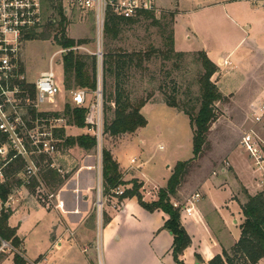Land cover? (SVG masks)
Returning <instances> with one entry per match:
<instances>
[{"label":"rangeland","instance_id":"obj_1","mask_svg":"<svg viewBox=\"0 0 264 264\" xmlns=\"http://www.w3.org/2000/svg\"><path fill=\"white\" fill-rule=\"evenodd\" d=\"M254 1L154 0L157 8L154 16L159 24H154L151 19L140 16L133 19L134 23L123 25L121 33L115 39L105 38L102 30L99 37V51L102 59L103 55L107 54L122 55L126 62L117 77L114 74H103L100 66L97 69L104 90L103 124L110 123L113 118L114 87L117 83L123 87L133 104L145 99L148 100L147 103L174 101L178 109L187 110L195 115L200 99L199 79L203 73L197 51H205L216 58L222 55L227 56L234 48H236L235 54L232 58L230 57L233 64L222 69L218 78H221L222 88L232 98L233 105L229 108V114L233 118L239 117L247 101L258 89L264 87V7H259ZM63 16L65 35L74 41H86L85 44L76 46L80 48L75 52L80 55L95 56L98 47L97 29L93 16L74 10L63 12ZM60 21L61 16L57 11L51 13L47 24L36 31L39 37L22 43L21 70L25 81L33 84L40 73L48 70L52 65L55 80L61 92L52 97V103L44 101L35 108L36 113L46 114V117L42 118L44 122L40 123V127L44 125L46 131H49V127L55 124V119L60 118L63 123L58 124L64 126L62 129L65 136L75 137L87 131L69 125L67 117L63 114L66 104L73 107L70 91L75 89V85L72 79L68 83L69 89L66 88L67 84H64L61 60L68 51L57 45V39L61 33ZM246 23L251 25L249 33L244 27ZM247 34H249L248 37ZM171 37H173V47L170 44ZM175 50L188 53L178 55ZM34 101L35 99L32 102ZM29 104L31 102L27 101V105L22 106L21 113L26 119H29L27 115ZM146 111L144 117L150 123L142 132L144 142L141 144L138 141L139 138H135L134 145L130 146L128 152L140 155L142 150L146 153L150 165L164 167V170L165 165L170 163L169 160L181 162L189 160L192 157V131L188 118L180 116L179 119L171 120L167 116L169 112ZM54 113H57L58 117H54ZM250 122L252 123V120L249 116L243 117L240 123L234 121L237 126H233L228 121L219 122V126H216L217 132L208 136L211 151L209 150L210 152L206 154L207 158L203 164L206 165V169L199 177L208 171L207 167L212 162L210 157L213 148L215 150L224 146L225 149L234 148L244 157L248 156L238 141L245 132L246 124ZM224 123H228V126L225 127ZM257 131L264 134V121L257 125ZM220 133L224 137L219 135ZM118 137L121 135L111 137L103 134L100 146L90 151L78 147L65 148L61 141L55 139L53 140L56 145L55 153L50 156L42 155L49 165L59 170L62 184L59 187L50 186L42 178H39L35 188L17 187L13 183L3 210L12 213L17 209L20 212L12 215L10 224L17 228L24 238L26 264H32L40 254L47 253V256L53 257V252L50 250L51 226L57 216L47 212L64 213V219L68 223L77 225V228L82 226L89 230L97 228L94 230L93 239L88 241L89 248L93 249L96 255L94 262L90 264H104L103 255L100 260L96 246H99V251L102 253L100 230L107 224L103 222V213H106L104 205L108 203L107 200L112 199L104 195L101 199L102 206H100L97 201V188L102 183L100 174L102 149L108 150L111 144L118 142ZM212 145H214L213 148ZM29 148L31 149L30 146ZM29 159L35 164L38 163L39 166L47 163L45 160L39 161L40 154L37 152L31 154ZM3 160L4 155L0 154V165ZM249 162L252 163L251 160ZM86 167H90L91 170L87 172ZM87 173L93 175L90 201L86 199L87 195L85 196L86 192L83 189L87 183ZM13 179L14 177L11 176L8 178L9 182ZM192 179L190 182L194 184L189 185L187 190H192L198 183V177L194 179V182ZM131 186L127 183L120 188L125 190ZM74 211H79L81 214H73ZM21 218H25L22 223ZM182 218L185 220V217L181 216ZM230 229L231 235L237 234L238 228L233 224ZM0 248L5 251L0 252V258L13 252L9 243L4 244L0 241ZM21 257L24 258L22 246Z\"/></svg>","mask_w":264,"mask_h":264},{"label":"crops","instance_id":"obj_2","mask_svg":"<svg viewBox=\"0 0 264 264\" xmlns=\"http://www.w3.org/2000/svg\"><path fill=\"white\" fill-rule=\"evenodd\" d=\"M254 3L259 7H264V0H255ZM244 27L247 33H249L251 25L246 23ZM248 36L249 34H247ZM235 49L227 54V56L222 55L216 58H214L215 56L211 57L205 51H197L204 52L207 58L216 65L217 71L211 80L222 96V100L214 105L217 108L219 117L211 126L208 136L217 132L216 126H219V122L228 121L233 126H237L234 121L240 123L243 117L247 118L249 116L252 123L246 124L244 134L252 130L260 140V145L264 146V134L257 131V125L263 122L264 118L258 123L253 118L254 115L261 113L260 108L264 104V87L258 89V92L256 91L255 95L247 101L245 108L239 113L241 115L233 118L229 114V108L233 105L232 98L222 88L221 78H218L222 69L230 67L233 64L230 57L234 56ZM176 52L188 53L187 51ZM146 110L150 112H169L167 116L171 120L179 119L181 118L180 116L188 118L183 112L176 108L168 107L163 102L146 103L140 110L143 117L145 112H147ZM146 121L147 124L144 128H139L134 133L118 137V142L111 144L108 151L119 166L121 180L127 183L135 180L140 183L142 185L140 189L142 199L144 202L150 203L156 201L158 191L165 188L173 167L179 161L174 159L169 160L170 163L165 165L166 169L164 170V167L150 165L147 161L146 153L142 150L139 153L140 155L128 152L130 146L134 145L133 141L135 138L138 137L139 143L143 144L142 132L150 123L148 119ZM227 124L224 123L225 127L228 126ZM221 136L224 137V135ZM213 147L214 145H212ZM224 147H218L216 150L213 148L210 157L212 162L207 167L208 171L199 177L203 170L206 169V165L203 164L207 158L206 154L211 151V147L209 146L210 151L208 150L197 162L196 166L184 180L182 186L177 190L176 195L171 198V202L185 205L189 197L195 193H199L200 195V199L195 203L192 217H185V220H183L180 216V224L191 239L190 246L184 250L179 258L181 264L182 262L184 264H197L198 262L200 264H209V261L214 256L220 255L222 250L228 251L231 249L240 237V225L244 220L241 207L247 202L249 196H254L264 190V182L261 183L264 178V169L263 171H257L253 160L246 151L248 156L244 157L243 154L236 152V149H225ZM248 157L252 163H248ZM133 158L136 159L134 164L131 163V159ZM226 163L227 166L225 165ZM222 168L224 171H219ZM90 170V167H86L87 172ZM214 170L216 171L215 175H213ZM86 176L87 183L83 189L86 192L85 196L87 195L86 199L90 201V187L93 182V175L87 173ZM197 177L199 178L197 185L192 190H187L189 185L192 186L194 184L190 182L191 178H193L192 181L194 182V179ZM185 192L188 193L185 194ZM110 199L112 200H107L108 203L106 202L107 204L104 205L108 222L100 230L102 253L99 251V246H96L100 260L103 255L104 264H176L171 253L173 237L166 230L162 229L164 222L167 220V216L162 211H146L138 204L135 197L125 199L120 204H118L116 198L111 197ZM15 213L20 212L17 209L13 210L7 224L8 227L16 230V236L21 242L19 250L21 251L22 246L26 261L24 238L19 234L17 228H14L10 224V219ZM47 214L57 216L51 226L52 244L50 245V250L53 252V257L52 255L47 256V253L40 254L32 264L38 259V264H90V262H94L96 255L94 250L89 248L88 241L91 238L93 239L95 235L94 230H97V228L94 227L92 230H89L85 226L77 228V225L68 223L64 219V213L47 212ZM73 214L79 215L81 213L74 211ZM24 220L25 218H21L20 222L22 223ZM232 224L238 228V232L234 236L231 235L230 227ZM12 249V253L9 252L0 258V264H13V255L14 253H18V250ZM0 252L4 253L5 251L0 248ZM263 263L264 260H261L257 264Z\"/></svg>","mask_w":264,"mask_h":264},{"label":"trees","instance_id":"obj_3","mask_svg":"<svg viewBox=\"0 0 264 264\" xmlns=\"http://www.w3.org/2000/svg\"><path fill=\"white\" fill-rule=\"evenodd\" d=\"M61 16L60 37L57 39V45L61 49H68L62 56V74L64 75V84L69 89L68 83L72 79L75 88L87 89L93 91L96 87L97 76V61L95 56L80 55L71 50L76 46H81L86 43L84 40L74 41L65 35L63 11L58 7L55 12ZM155 13L144 12L141 17L144 19H151L154 24H159L155 19ZM134 23L132 19L122 20L112 15L107 16V21L103 26V35L105 38L111 37L115 39L121 33L123 25ZM39 37L36 32L32 31L28 34L29 40ZM170 44L173 47V37L170 38ZM178 55L182 53H177ZM200 60L203 73L199 79L200 99L198 109L193 115L191 112L178 109L176 102L171 101L165 104L168 107L176 108L188 116L189 124L192 129V157L186 161H179L173 167L171 176L169 177L165 188L160 189L157 194L156 201L146 203L143 201L140 194L142 185L133 180L129 184L132 186L129 189L123 190L122 195L116 196L112 191L119 186L126 185L121 180V173L117 162L112 158L108 150L102 149L101 152V178H102V196L114 197L117 199L118 204L123 200L135 197L139 205L148 212L155 210L162 211L167 220L162 227L173 237L172 244V257L176 264L180 263V256L186 248L191 244V239L185 232L180 224V212L172 206L171 198L177 193V190L182 186L184 180L189 175L190 171L196 166L197 162L209 150L208 133L211 126L217 121L219 114L214 108L215 103L222 100L217 87L211 81L212 76L216 73L217 67L206 56L204 52H197ZM126 62L122 55H103L102 71L103 74H114L116 77L122 71ZM103 88V87H102ZM23 96L34 100L35 90L33 84L24 85L21 87ZM103 101L104 90L102 89ZM149 99V98H148ZM147 99L140 100L133 104L125 90L120 84L114 87L113 97V118L110 123L104 122L103 134L109 136H120L124 134L134 133L139 128H144L147 124L146 119L141 115L140 110L147 103ZM164 103V102H163ZM105 107V103H104ZM108 108L106 107V111ZM28 114L31 120L35 118H45V113H36L35 109H28ZM64 116L67 117V123L75 126L78 129H85L84 118L86 109L81 107H71L69 104L65 105ZM54 117H58L54 113ZM53 136L62 142L65 148L78 147L85 151H90L96 147V140L91 134L84 133L75 137L65 136L64 129H53ZM46 158L40 155V160L43 162ZM46 165L38 163L37 178L29 180V184L25 185L21 173L25 166L23 159L17 158L12 160L4 168L5 183L0 185V202L3 205L6 201L13 185L17 187L24 186L26 188H35L42 178L44 182H48L50 186L59 187L62 184L59 172L57 169L52 168L48 161L45 160ZM40 163V162H39ZM14 177L9 182V177ZM14 183V184H13ZM243 215V223L240 225V237L237 243L228 251L222 250L220 255L214 256L209 264H257L259 261L264 260V190L260 191L254 196H249L247 202L241 207ZM12 213L10 211H0V240L9 243L12 248L18 250L14 254L13 264H26V261L21 257L20 240L16 236V230L8 227L7 221ZM103 213V222H108V217ZM39 262V259L34 263Z\"/></svg>","mask_w":264,"mask_h":264},{"label":"built area","instance_id":"obj_4","mask_svg":"<svg viewBox=\"0 0 264 264\" xmlns=\"http://www.w3.org/2000/svg\"><path fill=\"white\" fill-rule=\"evenodd\" d=\"M63 12L71 10L89 13L94 18L97 29V69L102 67V54L99 51V35L107 21V16L112 15L122 20L139 18L144 12H157L154 0H0V154L4 155L3 163L0 165V185L5 183L4 168L9 162L20 158L25 161L21 173L24 184L29 183L32 178H37L38 166L29 158L37 152L40 155L50 156L56 151L53 129H61L63 120L55 119L54 125L40 127L43 119L31 120L28 109L38 108L40 103L51 101L52 97L60 94L61 88L55 80L52 65L49 69L40 73L33 83L35 90V101L23 96L21 87L28 85L21 70V46L28 40V34L36 32L48 22V17L55 12V8ZM53 22H55L53 20ZM80 47H74L73 51ZM69 51L68 49H66ZM32 85V84H31ZM71 105L73 107L85 108V129L96 140L99 147L103 135V95L102 84L99 73L96 76V87L93 91L75 88L70 91ZM28 105L27 115L24 118L21 113L22 106ZM261 113L254 115V121L260 122L264 118V104L260 108ZM40 128V129H39ZM239 144L253 160L257 171L264 169V146L252 130L245 133ZM31 147V149L29 148ZM136 159H131L134 164ZM227 166V163L225 164ZM52 168L53 165H50ZM58 170V169H57ZM101 171V167H100ZM224 171V169H219ZM59 172V170H58ZM101 174V173H100ZM216 171H213V175ZM264 177V173H263ZM102 180V178H101ZM264 182V178L261 183ZM116 196L123 193V189L117 187L112 191ZM102 183L97 188V201L102 206ZM200 199L199 193H195L186 200L185 205L172 202V206L179 209L180 216L192 217L195 203ZM6 203V202H5ZM2 205L0 211L4 208ZM4 242V241H2ZM6 244V242H4ZM38 264V263H36Z\"/></svg>","mask_w":264,"mask_h":264},{"label":"bare ground","instance_id":"obj_5","mask_svg":"<svg viewBox=\"0 0 264 264\" xmlns=\"http://www.w3.org/2000/svg\"><path fill=\"white\" fill-rule=\"evenodd\" d=\"M100 36V35H99ZM49 103H52L53 101L51 100V101H48Z\"/></svg>","mask_w":264,"mask_h":264},{"label":"water","instance_id":"obj_6","mask_svg":"<svg viewBox=\"0 0 264 264\" xmlns=\"http://www.w3.org/2000/svg\"><path fill=\"white\" fill-rule=\"evenodd\" d=\"M99 205H101V203Z\"/></svg>","mask_w":264,"mask_h":264}]
</instances>
